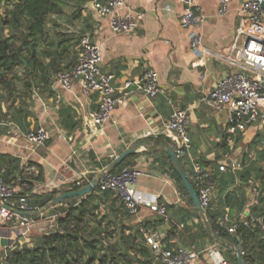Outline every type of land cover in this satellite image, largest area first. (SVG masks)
Returning a JSON list of instances; mask_svg holds the SVG:
<instances>
[{"label":"crops","instance_id":"1","mask_svg":"<svg viewBox=\"0 0 264 264\" xmlns=\"http://www.w3.org/2000/svg\"><path fill=\"white\" fill-rule=\"evenodd\" d=\"M59 1L65 9L51 15L48 25L52 37L62 33L74 38L72 42L78 41L72 48L76 60L71 66L77 62L81 38L88 36L100 47L102 71L114 75L116 95L121 94L126 80L136 79L147 70L158 72L164 93L149 98L132 87L130 96L116 105L106 125L98 128L86 125L84 120L86 112L97 109V94H86L81 78L66 91L58 84L57 74L52 75L50 85L27 100L36 117L21 121L26 129L45 126L51 139L44 146L34 147L23 135L15 133L17 128L22 130L14 123L0 124V153L16 156L22 163L41 165L45 180L37 182L33 192L56 190L60 195L78 181L89 183L102 168L139 143L132 167L143 172L137 184L142 206L129 223L145 226L149 232L165 233L167 248L195 246L203 252L209 240L202 239L193 245L186 243L185 226H193L202 218L166 152V146L173 147L175 152L177 145L175 133L166 128L173 110L169 100L190 115L191 156L180 159L188 180H192L193 160L200 161L214 174L223 153L229 150L228 112L214 110L207 96L224 76L239 70L230 62L231 47L245 0H231L228 12L223 15L219 14L218 0H197L201 21L185 29L181 26L184 7L179 0H127V8L143 13L144 17L136 31L125 34L111 30L109 19L98 15L93 0ZM195 36L201 38L199 49L191 47ZM67 60L70 64L71 58ZM235 145L232 156L242 163V168L233 172L236 183L227 192L231 194L230 204L220 208L231 222L248 209L252 213L264 194L259 176V171L264 169V126L259 123L249 126L238 136ZM31 171L37 172L36 168ZM157 201L166 205L168 222L157 213ZM49 209L36 213L42 216L29 240L24 241L21 230L0 222V252L16 240V245L36 240L54 227L55 222L49 228V220H54Z\"/></svg>","mask_w":264,"mask_h":264},{"label":"trees","instance_id":"2","mask_svg":"<svg viewBox=\"0 0 264 264\" xmlns=\"http://www.w3.org/2000/svg\"><path fill=\"white\" fill-rule=\"evenodd\" d=\"M0 8L4 10V16H0V124L14 123L22 131H34L37 128L26 129L21 122L36 117L27 100L50 85L52 75L70 69L76 60L72 48L78 41L72 42L74 38L62 34L51 35V15L64 11L59 0H0ZM68 58L70 64L66 63ZM134 158L127 157L112 171L132 167ZM30 167L37 172L27 170ZM213 175L217 194L206 211L212 228L235 247L241 236L244 264H264V220L254 230L241 226L236 234L229 233L220 221V208L230 204L231 194L227 192L235 185L236 174L222 172L217 166ZM259 176L264 192V169ZM0 177L18 188L13 198L16 203L24 201L34 209H45L57 196L56 190L33 192L35 184L45 180L43 168L37 163H22L16 156L0 153ZM189 181L193 184L191 178ZM87 184H75L69 191ZM49 213L54 217V227L36 240L0 252V264H164L148 245L145 226L129 223L133 215L111 191L97 187L85 197L54 204ZM252 214L264 218V194ZM184 234L188 245L202 239L214 243L202 221L186 225ZM225 249L232 255L230 264H239L235 252Z\"/></svg>","mask_w":264,"mask_h":264},{"label":"built area","instance_id":"3","mask_svg":"<svg viewBox=\"0 0 264 264\" xmlns=\"http://www.w3.org/2000/svg\"><path fill=\"white\" fill-rule=\"evenodd\" d=\"M179 1L184 7L181 17L182 28L199 23L202 14L197 0ZM93 2L98 15L109 19L110 28L114 33L125 34L136 31L144 17L143 13L128 9L127 0H93ZM218 2L219 14H226L231 0H218ZM240 12L241 18L231 47L230 59L231 64L239 67V70L224 76L207 96L208 103L214 110L226 109L228 112L226 143L229 150L223 153L222 160L218 164L222 172H236L242 168V163L232 156L238 136L256 123L264 126V0H245L240 7ZM80 46L81 50L75 65L68 70L58 72L56 80L62 89L68 91L71 90L74 82L81 78L84 92L97 94L98 107L96 110L85 113L86 125L103 128L110 120L116 105L130 96L132 87L149 98L164 93L159 83L158 72L147 70L136 79L126 80L121 94L116 95L112 83L114 75L100 68L102 60L100 47L88 36L81 38ZM191 47L193 49L201 47L199 36L193 37ZM169 104L173 110L166 122V128L176 135L175 153L179 159L191 156L190 115L187 110L176 107L172 100H169ZM15 133L23 135L34 147L44 146L51 139V134L45 126H39L36 130L26 133H22L17 128ZM193 161L192 181L200 204L207 211L216 192V181L210 169L198 160ZM34 168L30 167L27 170L31 171ZM142 175V170L136 167H124L118 172L107 171L99 181L98 188L113 192L125 208L132 215H136L142 206L137 190V184ZM77 184L80 185L81 182L78 181ZM17 192V187L4 182L0 177V222L8 223L14 229L21 230L25 241L42 215L33 213L40 209H34L24 201L14 202L13 198ZM157 213L165 222L169 221L166 205L159 204L158 201ZM263 220V217L254 216L249 209L233 222L225 214H222L220 218L221 223L232 234H236L241 226L254 230L255 227L263 225ZM144 235L148 245L164 264H230L217 244L200 253L195 246L167 248L164 245L165 233L146 231ZM23 244L25 242L19 246ZM238 244L236 248L242 257L245 250L242 247L241 236Z\"/></svg>","mask_w":264,"mask_h":264},{"label":"water","instance_id":"4","mask_svg":"<svg viewBox=\"0 0 264 264\" xmlns=\"http://www.w3.org/2000/svg\"><path fill=\"white\" fill-rule=\"evenodd\" d=\"M139 143L134 144L132 147H130L129 149H127L126 151H124L123 153H121L119 156H117L111 164H109L108 166L102 168L97 175L85 186H83L82 188L75 190V191H68V192H64L60 195H57L49 204L48 207H46L45 209H40V210H36L33 213H38V212H43L44 210L49 209L51 206H53L54 204H60L61 202H63L66 199H70V198H79V197H85L86 195H89L93 190H95L98 187V183L101 180V178L104 176V174L107 171H112L113 169H115L123 160H125L127 157L134 155L136 153V151L140 148ZM166 152L169 154V156L171 157L175 169L177 171V173L179 174V176L181 177L184 185L186 186L187 190L189 191L195 207L197 208L204 227H205V231L207 233V235L209 236L210 239H212L215 243L225 246L226 248H229L231 250H233L237 257H238V261L239 264H244L243 263V259L239 253V251L237 250V248L232 245L231 243L227 242L226 240H224L222 237H220L212 228L211 223L209 222V220L207 219L206 216V211L205 209L201 206L200 204V200L197 194V191L195 189V187L190 183V181L188 180V177L186 175V172L182 166V163L180 161V159L178 158V156L176 155V153L174 152L173 147L171 146H166Z\"/></svg>","mask_w":264,"mask_h":264},{"label":"rangeland","instance_id":"5","mask_svg":"<svg viewBox=\"0 0 264 264\" xmlns=\"http://www.w3.org/2000/svg\"><path fill=\"white\" fill-rule=\"evenodd\" d=\"M64 9H65V6H64ZM0 16H4V10H3V8H0ZM5 33H7V29H5ZM59 33V32H58ZM62 34V33H61ZM18 192H19V190H18ZM17 192V193H18ZM217 194V193H216ZM55 222V220H53V219H50L49 220V224H51L50 226H49V228L51 227V226H53V223ZM48 223H46V224H48ZM28 237H30V236H28ZM11 243V242H10ZM16 244H18V241L16 240L15 242H14V244H12L11 246H14V245H16ZM20 244V243H19ZM213 245H216L215 243H212V242H207V244L205 245V248L204 249H206V248H208V247H210V246H213ZM219 247H220V249L222 250V252L225 254V256L227 257V259L230 261L231 260V258H232V255H231V253H229L225 248V246H222V245H219V244H217ZM2 250H4V248L2 247ZM232 251V250H231Z\"/></svg>","mask_w":264,"mask_h":264}]
</instances>
